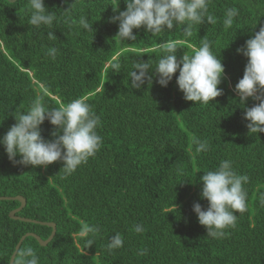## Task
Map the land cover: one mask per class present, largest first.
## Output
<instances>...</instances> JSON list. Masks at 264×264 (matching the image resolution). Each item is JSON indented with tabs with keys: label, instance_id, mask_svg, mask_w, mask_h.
<instances>
[{
	"label": "trees",
	"instance_id": "obj_1",
	"mask_svg": "<svg viewBox=\"0 0 264 264\" xmlns=\"http://www.w3.org/2000/svg\"><path fill=\"white\" fill-rule=\"evenodd\" d=\"M44 4L56 20L37 29L28 24L29 0H0V137L36 98L42 96L49 110L83 98L100 118L102 144L67 176L62 161L23 166L10 161L0 145V197L25 198L17 216L57 227L46 247L28 237L20 249L31 246L39 264H264V133L249 134L234 90L247 63L237 49L264 26V0H209L215 24L194 25L191 36L184 34V25L157 35L134 29L137 39L126 42L115 37L118 22H111L126 9L124 0ZM228 8L238 9V16L225 29ZM81 16L93 31L79 26ZM48 32L56 38L50 40ZM203 39L224 65L221 96L208 104L185 100L176 83L178 71L167 87L151 71L150 82L131 87L133 63L149 61L154 68L162 55L160 43L175 42L180 59L194 54ZM52 47L58 49L55 60L47 54ZM114 60L121 64L119 72L111 70ZM257 103L250 97L246 107ZM40 127L45 139H54L55 126L47 119ZM194 139L207 140L209 150L197 153ZM222 160L249 177L243 185L247 208L235 212V226L225 229L223 238L213 239L193 205L207 209L200 177ZM19 206L0 201V264H10L24 234L47 240L52 232L12 220L9 214ZM85 223L100 229L90 235V247L77 235ZM136 224L145 230L136 233ZM117 232L123 247L110 252L106 246ZM143 249L147 252L141 255Z\"/></svg>",
	"mask_w": 264,
	"mask_h": 264
},
{
	"label": "clouds",
	"instance_id": "obj_2",
	"mask_svg": "<svg viewBox=\"0 0 264 264\" xmlns=\"http://www.w3.org/2000/svg\"><path fill=\"white\" fill-rule=\"evenodd\" d=\"M124 3L126 9L111 18V22H118L115 37L122 42L137 39L134 29L144 28L146 32L157 35L173 30L177 25H184V34L191 36L194 25H201L205 21L208 24L216 23V18L208 12L209 0H124ZM118 4L113 7L114 11H118ZM29 5L28 24L37 29L41 26L52 27L56 15L45 7L44 0H29ZM225 15L224 27L229 29L238 16V9L228 8ZM78 24L84 30H94L92 23L83 16ZM47 35L50 40L56 38L53 32H48ZM159 48L162 55L154 68L149 61L133 63V70L129 72L133 89L141 88L146 79L151 81L149 71L158 76L157 82L163 87H167L178 71L176 83L185 100L208 104L223 94L219 85L224 77V65L222 59L213 54L206 39L201 41L198 48L193 49L194 54H184L180 59L177 58L178 48L175 42L160 43ZM57 52L58 49L52 47L47 54L55 60ZM237 52L247 58L243 77L234 89L239 97V105L245 108L244 119L249 122L246 127L249 134L264 133V26L255 31ZM110 67L115 72L121 70V64L115 60ZM250 97L259 103L249 108L246 107V101ZM14 117L16 122L0 137V145L4 147L8 159L16 164L47 167L62 161L61 169L67 176L93 157L102 144V137L97 133L100 118L83 98H76L49 110L41 96L31 102L26 112ZM46 119L56 129L52 133V140L45 139L41 133L40 126ZM194 143L197 153L209 150L207 140L194 139ZM18 156L19 160L16 159ZM200 180L201 199L208 201V207L205 210L197 202L193 205V211L199 224L206 228L208 237L223 238L225 229L235 226V212L246 211L247 192L243 185L249 182V177L237 174L231 161L222 160L218 168L204 172ZM144 230L142 225H135L136 233ZM99 232L98 227L85 223L77 235L90 247L94 243L89 238L90 235L94 236ZM123 244V237L117 232L110 237L106 247L111 252L123 247ZM146 252L143 249L140 254L144 255ZM10 264H39V257L29 246L18 250Z\"/></svg>",
	"mask_w": 264,
	"mask_h": 264
},
{
	"label": "water",
	"instance_id": "obj_3",
	"mask_svg": "<svg viewBox=\"0 0 264 264\" xmlns=\"http://www.w3.org/2000/svg\"><path fill=\"white\" fill-rule=\"evenodd\" d=\"M9 1H10L11 3H14V2H16L17 0H9ZM4 200H7V201H17V202L20 203L19 208H17L16 210L11 211L10 214H9V217H10L12 220H19V221H22V222H25V223L38 224V225L47 226V227H49V228H52L51 235L49 236V238H48L47 240H43L40 236H38V235L35 234V233H30V232H29V233L24 234V235L20 238V240H19V242H18V244H17V246H16V248H15V251H14L13 255H14L15 253H17L18 250H20V247H21L22 243H23L24 240L27 239L28 237H32V238L36 239L37 242H38V243L40 244V246H42V247H46V246H47V245H48V244L54 239V237H55V235H56V232H57V227H56V225H55L54 223L40 222V221H37V220H33V219H28V218H23V217L17 216V214H18L20 211H22V210L25 208L26 204H27L25 198H23V197H21V196H15V197H0V201H4ZM13 255H12V257H11V260H12V258H13ZM11 260H10V262H11Z\"/></svg>",
	"mask_w": 264,
	"mask_h": 264
}]
</instances>
